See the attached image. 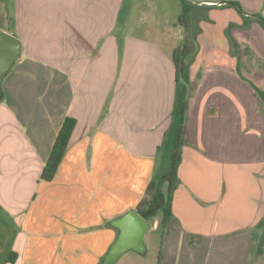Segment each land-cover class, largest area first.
<instances>
[{"label": "crops", "instance_id": "obj_1", "mask_svg": "<svg viewBox=\"0 0 264 264\" xmlns=\"http://www.w3.org/2000/svg\"><path fill=\"white\" fill-rule=\"evenodd\" d=\"M193 3L210 7V21L188 59L185 145L164 232L162 211L148 208L178 96L181 13L118 32L124 0H0V30L21 43L0 99V264H102L131 212L150 226L145 250L116 264H252L264 239V77L241 72L229 37L240 45L231 29L243 21L227 2ZM67 118V151L43 181Z\"/></svg>", "mask_w": 264, "mask_h": 264}, {"label": "trees", "instance_id": "obj_2", "mask_svg": "<svg viewBox=\"0 0 264 264\" xmlns=\"http://www.w3.org/2000/svg\"><path fill=\"white\" fill-rule=\"evenodd\" d=\"M226 5L235 7L242 13L239 3L227 2ZM181 7L182 11L179 18V25L185 28L186 37L183 43L173 52L178 96L173 110L171 127L161 146V157L159 160L158 173L155 176L153 194L154 204L157 209L161 210L163 213L162 227L165 230L168 229L170 222L173 220L172 202L174 192L179 186L178 170L182 162V148L185 145V117L188 107V86L190 82L188 59L198 49V37L202 32L200 24L210 21V7L199 6L188 0H181ZM229 38L231 45L237 47L232 37ZM259 96L264 102V93L259 92ZM74 127L75 121L67 118L57 136L51 155L42 170L41 180L50 182L55 178L67 151ZM165 185H167L166 193L163 191ZM161 201L163 205L160 209L158 206L161 205ZM262 224H259L257 229H259ZM257 251L259 255L263 254L261 247H259ZM15 256L16 254L11 255L9 261L14 262Z\"/></svg>", "mask_w": 264, "mask_h": 264}, {"label": "rangeland", "instance_id": "obj_3", "mask_svg": "<svg viewBox=\"0 0 264 264\" xmlns=\"http://www.w3.org/2000/svg\"><path fill=\"white\" fill-rule=\"evenodd\" d=\"M188 1L193 3V1L198 2L200 0ZM219 1L237 2L241 5L242 13L235 7L228 6V8L235 11L237 18L243 21L241 28L236 26L235 29H231L236 41L240 43V45L236 47V53L239 57L241 72L243 74L248 73L249 68L252 72L257 73V78L260 76L264 77V61H262L264 59V0H218V2ZM10 6L12 7V1L10 2ZM181 9V0H124L118 32H123L126 27L128 30L137 27L139 29H141V27L144 29L150 28L154 26L153 20L162 23L170 16L175 20L177 15L181 13ZM231 30L229 32H231ZM114 35L115 33L112 34L113 37H115ZM103 39H105L104 35L102 40ZM260 72L262 73L259 76ZM258 87L260 89L259 92L264 93V91H261L264 90V81L261 85H258ZM160 204L158 207L161 209L163 202L161 201ZM154 205L152 201L150 208H148L150 212L158 210L156 205L155 207ZM163 231L167 232L168 229L165 230L163 228ZM256 233H259L261 237L264 235V223L259 229H256ZM259 247H261L264 253V239L261 241L257 239L255 244V256L253 255L252 264H262L264 256L263 254H258L257 250Z\"/></svg>", "mask_w": 264, "mask_h": 264}, {"label": "water", "instance_id": "obj_4", "mask_svg": "<svg viewBox=\"0 0 264 264\" xmlns=\"http://www.w3.org/2000/svg\"><path fill=\"white\" fill-rule=\"evenodd\" d=\"M20 56V41L11 34L0 30V99L2 97V82ZM126 219H133L134 223H129V226L122 223L124 232L109 251L103 264H116L128 250L137 252L145 250L143 240L150 226L135 212L129 213L124 220Z\"/></svg>", "mask_w": 264, "mask_h": 264}]
</instances>
